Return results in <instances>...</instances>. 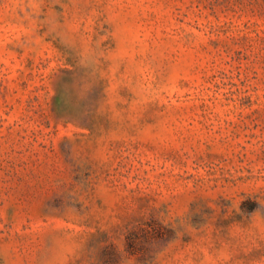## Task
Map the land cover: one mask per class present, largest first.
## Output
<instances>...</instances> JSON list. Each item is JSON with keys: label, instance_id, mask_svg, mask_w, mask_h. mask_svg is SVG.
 <instances>
[{"label": "rangeland", "instance_id": "1", "mask_svg": "<svg viewBox=\"0 0 264 264\" xmlns=\"http://www.w3.org/2000/svg\"><path fill=\"white\" fill-rule=\"evenodd\" d=\"M0 264H264V0H0Z\"/></svg>", "mask_w": 264, "mask_h": 264}]
</instances>
